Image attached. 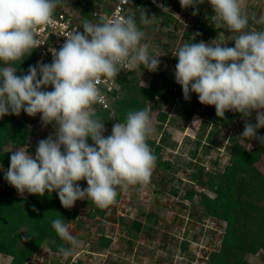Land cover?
I'll use <instances>...</instances> for the list:
<instances>
[{
	"label": "clouds",
	"instance_id": "obj_1",
	"mask_svg": "<svg viewBox=\"0 0 264 264\" xmlns=\"http://www.w3.org/2000/svg\"><path fill=\"white\" fill-rule=\"evenodd\" d=\"M179 2L182 8L192 7L195 16L197 5L205 0ZM61 3L0 0V118L19 116L22 111L29 117L40 114L43 125L54 128V135L38 142L35 156L24 147L11 151L4 179L22 197L25 192L41 197L56 192L65 209L84 199L105 209L117 202L121 190L150 184L156 156L147 143L154 131L147 108L127 112L125 122L115 123L111 134L104 135L105 121L94 108L105 103L100 85L115 82L122 70L141 65L156 72L160 56L142 42L145 32L133 16L115 14L111 18L101 16L96 23L84 22L82 32L81 28L66 32L62 47L50 48V64L38 62L29 66L27 74L17 75L15 63L21 64L44 44L37 35L54 23L55 9ZM208 3L214 12V27L226 28L234 47L204 41L184 43L175 53V81L185 100L197 94L202 105L215 107L218 118L224 119L228 111L249 118L255 111L256 123L246 122L240 137L264 144V137L257 135V130L264 128V30H247L250 19L264 25V15L250 18L243 10V0ZM157 7L170 13L168 7ZM155 19L146 11L140 15L143 25ZM49 86L52 90H45ZM82 180L87 188L80 187ZM51 226L69 245L60 246L59 254L65 259L71 257L81 242L63 219L52 220Z\"/></svg>",
	"mask_w": 264,
	"mask_h": 264
},
{
	"label": "rangeland",
	"instance_id": "obj_2",
	"mask_svg": "<svg viewBox=\"0 0 264 264\" xmlns=\"http://www.w3.org/2000/svg\"><path fill=\"white\" fill-rule=\"evenodd\" d=\"M115 1L62 0L56 9H66L74 15H80L83 7H86L85 12L82 13V26L86 21L98 22L99 18L94 17L93 13L101 11L108 13ZM159 1L170 9L174 21H168L165 17L168 13H163L160 7L152 6L150 16H155L156 19L152 24L143 25L142 28L145 32V40L142 42L149 44L151 53L160 56L158 71L150 72L141 65L124 75L125 77L122 76L124 83L118 81L114 102L119 101L122 104L123 101L137 99L139 104L132 109L127 105L115 108L112 106L108 114L100 117L105 121L107 129L104 135L108 136L115 123L125 122L127 112L147 108L154 127L147 143L152 151L157 147L160 148L161 159L170 163L169 168L161 169L155 166L149 185L129 186L127 190H121L116 198L117 202L102 209L103 212L98 211L91 200L76 201L73 208L65 209L64 222L69 231L81 242V246L75 248L73 255L65 259L59 254L58 249L62 245L65 247L69 245L61 239L59 242L57 238L45 237L31 252V259L27 264H213L214 262L229 264L230 261L233 262V257L225 256L222 249L227 222L221 216L212 215L208 211L212 205L211 199L215 198L221 190V185L224 184L220 181L224 166L230 164V157L238 148V146L234 147L229 138L236 135L239 138V146L246 149L259 145L257 139L247 140L240 137L246 122L256 123V112L253 111L251 117L244 118L240 113L228 111L232 116L230 121L221 123L215 128L209 123L203 131L200 124L202 118L199 114L195 113L185 120L183 108L179 105V101L185 100L183 92L180 91L182 88L173 90L164 97L158 94L152 100L146 101L144 108L141 107L143 82L145 88L153 81L165 87L171 81L176 83L174 72L178 59L175 53L184 43H189L201 34L193 26L196 19L206 21L215 31L214 36L201 41L223 43L227 44V47H234V41H231L232 34L226 28L214 27L212 20L214 12L208 0L201 4L202 8L197 5L198 14L195 16L192 15L194 9L182 8L179 0ZM141 7L145 8L146 4H142ZM242 7L250 18L264 15V0H243ZM134 13L135 10L128 11V15L132 16ZM206 15H210V18L207 19ZM247 30H264V25H258L250 19ZM196 96L197 94L192 93L190 100H186V105H189ZM206 106L202 105V108ZM15 117L21 124L20 131L24 137L17 133L15 135L17 140L14 141L9 139L8 134L1 140V151L6 157V162H0L1 190L7 188L8 182L4 179V174L10 166L11 151L24 147L28 149L29 154L35 156L38 142L49 135H54L53 125L44 126L40 114L29 117L22 111ZM207 131H212L210 138L206 137ZM164 132L168 137L164 142H160ZM257 135L264 137V128L258 129ZM197 138H201L199 143ZM88 143L92 144L90 138ZM194 149H197L196 156L192 158L191 152ZM190 162L201 163L204 166L199 181L187 180ZM254 166L264 176V150H260ZM241 175L248 176L247 173ZM248 184L251 187L244 188L242 195L238 194L240 201H246L241 206L245 209V215L240 219L250 215L245 219L247 223H241H246L245 229H253L257 228L264 218V186L257 181ZM79 185L82 189L87 188V182L84 180L80 181ZM9 188L13 189V194L19 200L14 203L16 207L19 204L27 210L24 201L29 194L25 192L22 197L14 187L9 185ZM173 189L178 190L177 194L172 192ZM49 194L57 196L56 192ZM238 195L237 192L234 193L235 197ZM147 213H151L152 216L146 217ZM237 216L236 213L234 217L240 228V220H237ZM134 220L142 221L143 226L140 231L131 228ZM25 221L22 219V222L18 221L15 224L19 233L17 248L24 246V238L26 233H29ZM49 221L48 219L47 225L51 226ZM232 251L238 253L235 264H264V249L254 248L245 252L232 249ZM12 259V256L0 252V264H10Z\"/></svg>",
	"mask_w": 264,
	"mask_h": 264
},
{
	"label": "trees",
	"instance_id": "obj_3",
	"mask_svg": "<svg viewBox=\"0 0 264 264\" xmlns=\"http://www.w3.org/2000/svg\"><path fill=\"white\" fill-rule=\"evenodd\" d=\"M165 4V3H164ZM142 3H140V7L135 10V13L132 15L141 29L143 28V24L140 23V15L143 12H147V14L151 15L152 5L146 4V7H141ZM179 6V5H177ZM200 8L203 6L199 4ZM180 7V6H179ZM178 8V7H177ZM86 7H83L82 13L85 12ZM168 21H174V17L171 13L165 15ZM206 18L209 19L210 15H206ZM194 28L199 31L198 36L195 37L192 42H200L203 39H208L214 36L213 27L209 26L206 21L202 19H196L194 23ZM33 59V52L31 55L25 57L23 62L15 63V67H17V75H24L27 73L29 66L31 65V60ZM125 77V76H124ZM124 77H117L118 81L122 83ZM181 86L176 84L174 81L168 83V86L165 85L159 86L156 81H153L149 87L141 88V98L140 100L143 102L141 106L144 108L145 102L148 100H152L155 96L160 94L164 97L166 94L171 93L173 90H180ZM182 91V90H180ZM139 104V100L132 99L128 101H123L122 104L118 102L113 103V107H122L129 106L132 109L133 106ZM179 105L183 108L185 120H188L193 114L197 113L201 116V128L204 131V128L208 126L209 123L214 125V128L221 123H226L231 120V115L228 112L225 113V117L218 118L216 116V110L214 106H206L202 108V104L198 100V96L194 97L192 102L189 105H186V100L179 101ZM98 116H104L108 114V110H98ZM209 118V119H208ZM21 124L16 119L15 115H6L0 119V162H6L5 154L1 151L2 139L5 135L9 134V139L16 141V134L18 133L22 138L24 134L20 131ZM11 130H13L11 132ZM206 133V132H205ZM212 131H207L206 137L210 138ZM168 135L164 132L160 137V142H164ZM231 142L238 148L235 149L233 154L231 155L230 164L224 166V173L221 175V182H224L221 186V190L216 194L214 199H211L212 205H210L209 213L212 215L221 216L227 222V227L224 232L223 242L224 249L223 254L225 256H232L233 262L230 261L229 264H235L236 255L233 253V250H237L238 252L251 251L255 248L264 249V218L261 219V222L257 225V228L253 229H245L246 223L248 222L247 218L250 215L245 216L243 219H240L245 215V209L241 206L246 201H240L239 195H242L243 189L246 187H251L248 183H254L255 181L261 183L264 186V176L259 173L258 169L254 166V162L258 160L260 150H264V144H261L259 141V145L252 149H246L244 147H240L238 142L239 138L236 135H232L230 138ZM201 138H197V142L199 143ZM152 144H154L152 142ZM159 147L153 151V154L156 156L155 166L157 168H169L170 163L168 161H164L161 159V155L159 154ZM196 150L194 149L191 152V157L195 158ZM190 168V173L187 175V180L189 182L199 181L201 178L204 166L201 163H188ZM241 173H247L248 176L245 177L241 175ZM172 192L177 194L178 190L173 189ZM237 192V197L234 196V193ZM248 192L250 189L248 188ZM18 202V198L13 194V189L9 188V184L7 183V188L1 190L0 189V252L8 254L13 257L10 264H27L30 261L31 252L34 251L43 241L45 237L57 238L56 240L60 242V238L52 228V226L47 225V220L52 222V220L56 218L65 219V208L61 205L58 195L52 196L49 193H45L43 197L38 195L29 194L28 198L24 201L25 205H27V210L24 207L18 206L14 203ZM211 204V203H209ZM13 206V207H11ZM35 209V211L33 210ZM97 210L103 212L102 209L97 207ZM237 213V220H240V228L238 226L237 221L235 219V214ZM240 214V215H239ZM146 217L152 216L151 213L145 214ZM26 220L24 223L29 227L26 236H32L30 239L24 240V246L22 248L16 247V242L18 240L19 233L16 231L15 224L22 219ZM48 218V219H47ZM241 222H246L242 224ZM142 221L134 220L131 224V228L136 231H140L142 229ZM244 229L245 231H242ZM25 236V237H26ZM224 261V260H223ZM213 264H222V262Z\"/></svg>",
	"mask_w": 264,
	"mask_h": 264
},
{
	"label": "built area",
	"instance_id": "obj_4",
	"mask_svg": "<svg viewBox=\"0 0 264 264\" xmlns=\"http://www.w3.org/2000/svg\"><path fill=\"white\" fill-rule=\"evenodd\" d=\"M140 3L142 4H151L152 6H157L158 4L163 5V3L159 0H131L128 4L122 3V0H116L112 7L108 10V13L105 11L101 12H94V17L100 18L101 16L105 18H111L115 14H120L124 16H128L129 10H136L140 7ZM54 23L47 28L40 31L37 35V39L40 40L42 43L37 49L33 51V59L31 60V65L35 66L38 62L50 64L53 57L50 51V48H55L59 50L62 47L65 37L64 35L66 32L82 29V21L83 15H74L72 12L67 11L66 9H55L54 12ZM89 22V21H88ZM91 22V21H90ZM134 69H125L122 70L117 77H122L127 73H130ZM116 77V81L112 82L109 81L108 83H102L100 88L105 96V103L103 105L96 104L94 105L95 111L98 110H108L112 109L113 103L116 99L117 89H118V79ZM47 91H51L52 88L49 86Z\"/></svg>",
	"mask_w": 264,
	"mask_h": 264
}]
</instances>
